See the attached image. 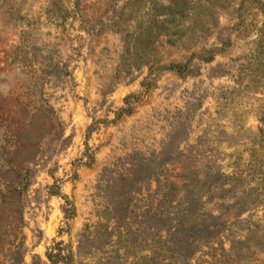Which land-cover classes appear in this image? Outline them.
<instances>
[{"label":"rangeland","instance_id":"rangeland-1","mask_svg":"<svg viewBox=\"0 0 264 264\" xmlns=\"http://www.w3.org/2000/svg\"><path fill=\"white\" fill-rule=\"evenodd\" d=\"M225 38L192 75L148 70ZM216 171L222 184L197 193ZM48 254L264 264L256 1L0 0V264Z\"/></svg>","mask_w":264,"mask_h":264},{"label":"trees","instance_id":"trees-1","mask_svg":"<svg viewBox=\"0 0 264 264\" xmlns=\"http://www.w3.org/2000/svg\"><path fill=\"white\" fill-rule=\"evenodd\" d=\"M243 1L244 0H242V2ZM253 1H256L258 3L259 8L261 9L262 13L264 14V4H262L260 0H253ZM240 4H242V3H240ZM218 42L220 44L219 48L213 47L210 49H202L200 53L199 52L198 53L193 52L190 55L184 57L183 60L178 61V62H170V63L163 64V65H160L157 62H152L149 65L148 70H149L150 74L154 70H162V71H171L180 77L192 75L194 73L193 69L195 68L193 65L194 59L200 60V61L205 62V63H210L213 61V53L214 52H221L229 45V39H227V38L218 39ZM155 64H156L155 69H152L153 65H155ZM141 86L144 87L146 90L149 88L150 83L149 82L142 83ZM137 99L138 98L135 95L126 96L124 98V107L121 108L119 110V112L116 114V118H119L123 115H129L132 112L131 101L137 100ZM204 177H205V180H204V182L200 183L201 185H199V188L197 189V193L200 192L201 190L209 191L211 187L221 185L222 184V178H224V175L222 173L216 171L213 173H207ZM192 188L194 189V185L192 186ZM169 189H170V191L176 190L174 185H170ZM189 190L187 189V191H186V202L192 204V202H193L192 192H189ZM210 218H212V217H210ZM47 259H48V261H50L51 264H56L59 261L57 255H52V254H48Z\"/></svg>","mask_w":264,"mask_h":264}]
</instances>
